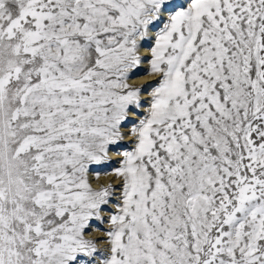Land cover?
<instances>
[{
    "label": "snow or ice",
    "instance_id": "6c2138e0",
    "mask_svg": "<svg viewBox=\"0 0 264 264\" xmlns=\"http://www.w3.org/2000/svg\"><path fill=\"white\" fill-rule=\"evenodd\" d=\"M82 260L264 264V0H0V264Z\"/></svg>",
    "mask_w": 264,
    "mask_h": 264
},
{
    "label": "rangeland",
    "instance_id": "374dc122",
    "mask_svg": "<svg viewBox=\"0 0 264 264\" xmlns=\"http://www.w3.org/2000/svg\"><path fill=\"white\" fill-rule=\"evenodd\" d=\"M185 0H171V3H173L174 5H180L182 3H184ZM145 47H148V44H145L144 48ZM141 56H142V52H141ZM150 55H143L142 57H149ZM145 61V64L141 65L140 68L137 70V74L134 75V77L132 78V80L130 81L131 84L133 85H148L149 83H154L155 80H156V77L154 76H150L151 78L150 79H146L145 81H143L142 83H137L135 82V80H137V78L140 77H143V76H147L145 75V70H147L149 68V64H148V61L147 59H144ZM147 93L144 94V97L143 98H147ZM146 111V108L144 109ZM130 128H131V125H127L123 130L125 132H129L130 131ZM134 140V137L131 136V135H128V136H125L124 137V140L122 142V145L121 147L123 149H128L130 150L131 146H132V141ZM112 153H117L116 149H112L110 152H109V160L104 162V163H101L99 165H93L90 167V179L92 180L93 182V186L95 188H100L102 186H109V185H112V184H115L116 187H117V192H116V196L118 197L119 196V183L120 181L117 180V182H115L113 180L114 178V173L111 174L109 177H108V180L105 181L106 179H103L102 176H99V179H96V172H100V173H103L104 170H107V172H112L115 168H118L120 167V160H121V156L118 155V154H112ZM107 211L103 214L105 217H107ZM109 227H111V225L107 222V220L105 219V221L103 223H101L100 221H92L90 223V227L89 229L87 230V233H86V238L88 239H94V240H97L98 243H97V247L101 250H106L107 249V244L104 242L103 238L105 237L104 235L102 234H97L96 232L97 231H100V233H104V230L105 229H108ZM95 228V229H94ZM103 241V243H102ZM84 259H87V258H84ZM81 264H84V260L81 261Z\"/></svg>",
    "mask_w": 264,
    "mask_h": 264
},
{
    "label": "bare ground",
    "instance_id": "6f19581e",
    "mask_svg": "<svg viewBox=\"0 0 264 264\" xmlns=\"http://www.w3.org/2000/svg\"><path fill=\"white\" fill-rule=\"evenodd\" d=\"M143 55H150V53H149V45H148V47H145V48H143V50H142V56ZM145 61V60H144ZM143 61V63L141 64V65H143V64H145V62ZM148 61V60H147ZM149 64V63H148ZM151 75H147V76H143V77H140L139 76V78H137V80H135V82H137V83H142L143 81H145L146 79L148 80V79H150L151 77H150ZM128 136V135H127ZM112 154H117V153H112ZM104 172H107V170H104ZM109 173V175H100V176H102V178L103 179H106L105 181H107L108 180V177L111 175V174H113L114 173V171H112V172H108ZM113 180L115 181V182H117V180L118 179H116L115 178V175H114V178H113ZM95 229V228H94ZM97 234H102V235H104L105 236V232L104 233H100V231H97L96 232ZM102 243H103V241H102Z\"/></svg>",
    "mask_w": 264,
    "mask_h": 264
}]
</instances>
